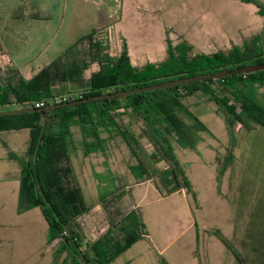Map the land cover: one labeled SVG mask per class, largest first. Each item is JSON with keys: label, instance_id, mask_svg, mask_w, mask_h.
Wrapping results in <instances>:
<instances>
[{"label": "trees", "instance_id": "trees-1", "mask_svg": "<svg viewBox=\"0 0 264 264\" xmlns=\"http://www.w3.org/2000/svg\"><path fill=\"white\" fill-rule=\"evenodd\" d=\"M240 1L253 3L264 16V8L254 0ZM107 29L79 38L29 78L7 65L0 69V112L35 109L36 102L69 94L56 93L55 88L83 81L91 66L96 70L87 88L75 91L69 101L264 65V35L257 34L239 47L209 55L194 53L180 39L176 45H167L163 61L133 67L125 50H114ZM189 99L196 101L186 103ZM198 104L214 107L229 138L227 156L215 176L220 193L221 178L234 157V128L264 130V71L57 108L47 114L0 116V132L29 133L23 154L10 155L19 166L16 211L22 214L35 208L41 212L47 245L58 242L52 264H110L148 236L130 184L118 179L114 185L115 178H108L113 187L99 194L98 208L85 200L73 163L75 144L83 158L106 157L112 144L122 145L130 157L127 170L136 182H151L161 197L190 193L174 149H193L200 141L198 134L207 131L192 112ZM214 235L240 261L230 243L217 231Z\"/></svg>", "mask_w": 264, "mask_h": 264}, {"label": "rangeland", "instance_id": "rangeland-1", "mask_svg": "<svg viewBox=\"0 0 264 264\" xmlns=\"http://www.w3.org/2000/svg\"><path fill=\"white\" fill-rule=\"evenodd\" d=\"M254 1L264 8V0ZM181 2L176 6L178 10L182 9L181 23L175 27L191 41L192 45L188 44L194 53L209 55L239 47L246 41L240 44L248 31L247 26L256 27L258 21L249 16L248 7L242 10V6L232 0ZM184 2L186 5L191 3L192 8H185ZM146 3L147 6L140 0H124L123 13H127L124 20L130 12L152 24L133 26L126 21L123 23L135 44L141 45L147 33L149 48H154L156 55L153 43L157 42L159 32L157 20L159 14L172 7L170 1L162 10L157 8L156 0H146ZM63 4L64 0H0V26L9 24L7 19L12 9L20 14L46 10L51 17L50 29L35 42L40 44L26 47L15 59L17 66L24 65L23 71L35 72L48 65L67 47L71 40L68 34L80 33L78 30L68 32L67 26L60 25ZM164 14L167 16L168 13ZM82 17L88 19L83 23L84 34L96 29L99 16L97 20L92 17L95 22L88 18L89 15ZM25 39L27 43L28 38ZM95 70L96 66H91L84 73L83 81L57 87L55 92L69 91L68 95L73 96L75 91L87 88L89 76ZM195 101L189 99L186 103ZM213 108L211 104H198L193 108L192 112L207 131L198 134L200 141L193 149H174L190 184V193L183 191L161 197L151 182H136L127 170L130 157L122 145L112 144L106 157L98 154L83 158L75 144L73 163L85 200L98 208L99 194L113 187L108 178H115L114 185L118 179L130 184L133 202L149 236L125 255H120L117 264L132 256L134 259L129 264H264V130L256 127L248 131L238 125L234 128V157L221 178L219 193L215 176L227 156L229 138L222 118L213 113ZM72 130L78 140L77 128ZM0 138L9 141L4 136ZM0 172H12L1 158ZM17 196L16 183H0V264H52V249L58 247V242L52 243V249L48 247L47 225L38 209L24 215L12 214V203L18 200ZM215 231L236 250L240 261L222 245L214 235Z\"/></svg>", "mask_w": 264, "mask_h": 264}, {"label": "crops", "instance_id": "crops-1", "mask_svg": "<svg viewBox=\"0 0 264 264\" xmlns=\"http://www.w3.org/2000/svg\"><path fill=\"white\" fill-rule=\"evenodd\" d=\"M167 1H170L169 4L171 5L172 8L169 9L168 12L163 11L161 14H159V18L157 20V24H158L157 29L159 30V32L157 31L158 32L156 39L157 42L153 43L156 45L155 51L157 53L155 55L154 48L152 49L149 48L151 47L149 46L148 43L150 37L147 33L145 35V41L142 38L143 41L141 45L135 44L133 38L127 35L126 32H128V29L124 25L123 23L124 21L128 22L129 24H132L133 26H136L138 23L146 24L147 26L148 24H152V22L150 20H144L139 17L137 18L130 12L128 13L127 20H124L125 16H127V13H123L124 0H64V4L62 8V16H61L62 20L60 25L67 26L66 30H68V32L77 31V30L80 31V33L78 34L77 33L68 34L71 40L68 41V45H66L67 47L65 49L71 46L79 38L89 34L91 31L108 27V30L110 31V35H111L110 39L114 50L116 52H121L122 50H125L127 57L129 59V63L133 67H142L146 64L159 63L165 59L168 44L173 45L175 43L176 45L180 41V39H183L184 41H186L187 43L189 42L192 45L191 41H187V37L184 35V33H182V31L179 28L177 29L175 27L176 25L181 23L180 21L182 17L181 15L182 9L178 10L179 8L176 7L179 6L181 0H176V1L166 0V2ZM232 1L235 4H237L239 7L241 5L242 10L245 7H248L249 16L258 19L256 27H252V25L247 26L246 29H248V31L245 32L240 44H242V42H244L245 40H248L253 36L257 35L258 33L264 35V32H262V29H264V16L258 14V9L256 8V6L251 2H243L240 0H232ZM140 2H144L145 5L147 6L148 2L146 3V0H140ZM166 2L165 0H156V5L159 6L157 8H161L162 10V7ZM175 2H177L176 5ZM183 6L185 8H190L191 6L192 8L191 3L186 5V3L184 2ZM189 10L191 11V9L188 10L185 9V11H189ZM12 11H11L12 14L10 12L8 14L7 23L9 22V24L0 26V69H3L7 65L12 68L18 69L19 72L25 78H29L43 67L39 68L35 72H30V71L27 72L26 70L23 71L22 68H24V65L17 66L15 63V59L23 54L24 52L23 50L26 47L29 48L32 45L40 44V43L37 44L35 42L40 41L41 40L40 38L43 36V33L47 32L50 29L49 25L51 24H49V21H51V17L49 12L46 10H37L30 14H20L17 12L18 10L16 9H12ZM156 12L158 13L159 10ZM164 13H168L167 16ZM189 14L192 15L191 13ZM84 15H89L90 17L88 18L92 19L93 22H95V20L92 18L93 16L94 18H96V20H97V16L100 17V19L97 20L95 23L96 29H92L87 34H84L85 27H83L84 25L83 23L88 21V19L84 20V18L82 17ZM25 32H28L29 34L27 33L28 35L27 34L25 35L24 34ZM150 35L151 37H153L152 34ZM25 38H28L27 43L24 41L26 40ZM65 49H63L61 53ZM138 56L140 57V61H138L139 60ZM133 58L136 60V62L133 60ZM10 107H14V106H10ZM2 108L4 107H1V109ZM12 110H18V109H10L8 111H12ZM0 136L1 137L4 136L6 137L7 140H9L8 143L6 140L4 141V139L0 138V158L2 161H5L7 165L10 166V170H12V172H0V175L2 176L0 177V183H7L11 181L16 183L17 195H18L19 166L15 160H12L10 158V155L21 156L23 154V152L27 147L29 133L27 130L8 131V132H0ZM16 207H17V200L14 201V203H12V214H15V216L24 215L28 212L35 210L34 208L22 214H18L16 211ZM148 237L149 236H147V238ZM144 241H146V239L134 243L129 249H127L121 255H125V253L131 251L133 247H135V245H138L139 242H144ZM52 243L48 245V247L51 248ZM56 249L57 248L52 249L53 256ZM64 257L65 256L62 255L61 258ZM119 257L120 255L116 259H114L110 264H117L116 261L119 259ZM133 259H134L133 256L128 257L124 260L122 264H129Z\"/></svg>", "mask_w": 264, "mask_h": 264}, {"label": "water", "instance_id": "water-1", "mask_svg": "<svg viewBox=\"0 0 264 264\" xmlns=\"http://www.w3.org/2000/svg\"><path fill=\"white\" fill-rule=\"evenodd\" d=\"M257 71H264V65L249 66V67H244L241 69H235L232 71H222V72H217V73H213V74H202V75H198V76H194V77H190V78L174 80V81L161 83V84L153 85V86H149V87H143V88H138V89H133V90H127V91H122V92L105 94V95L90 97V98H86V99L72 100V101H67V102L61 103V104L48 105V106L41 108V109L28 108V109H18V110L0 112V116L18 115V114H22V113H26V112H35V111H43L45 114H47L49 111L57 109V108H63V107H68V106H73V105H78V104H83V103H91V102L100 101V100L116 99V98L126 97L129 95L139 94V93H143V92L168 89V88H173L176 86L187 85L190 83L202 82L205 80H215V79H219V78L229 77L232 75L246 74V73H252V72H257ZM44 125H45V120L43 122V127H44ZM43 127L41 130V135H42Z\"/></svg>", "mask_w": 264, "mask_h": 264}, {"label": "built area", "instance_id": "built-area-1", "mask_svg": "<svg viewBox=\"0 0 264 264\" xmlns=\"http://www.w3.org/2000/svg\"><path fill=\"white\" fill-rule=\"evenodd\" d=\"M73 97L71 95H60V96H55L53 98H51L49 101L47 102H36L34 103V108L35 109H41L43 108V106L47 103L48 105H53V104H61L64 102L69 101V99ZM45 103V104H44Z\"/></svg>", "mask_w": 264, "mask_h": 264}]
</instances>
